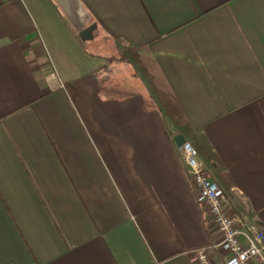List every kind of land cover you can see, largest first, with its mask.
<instances>
[{
  "label": "crops",
  "instance_id": "0c3cea01",
  "mask_svg": "<svg viewBox=\"0 0 264 264\" xmlns=\"http://www.w3.org/2000/svg\"><path fill=\"white\" fill-rule=\"evenodd\" d=\"M78 1L0 3V264H224L174 138L264 230V0Z\"/></svg>",
  "mask_w": 264,
  "mask_h": 264
},
{
  "label": "built area",
  "instance_id": "2783aa9c",
  "mask_svg": "<svg viewBox=\"0 0 264 264\" xmlns=\"http://www.w3.org/2000/svg\"><path fill=\"white\" fill-rule=\"evenodd\" d=\"M177 148L186 165L196 201L207 209L216 225L219 240L213 247H220L229 254L224 264H264V230L254 222H245L243 228L239 227L224 207L222 189L209 179L199 162L195 146L186 140ZM190 253L196 264H215L207 248H194Z\"/></svg>",
  "mask_w": 264,
  "mask_h": 264
},
{
  "label": "water",
  "instance_id": "95a60500",
  "mask_svg": "<svg viewBox=\"0 0 264 264\" xmlns=\"http://www.w3.org/2000/svg\"><path fill=\"white\" fill-rule=\"evenodd\" d=\"M61 8L63 9L64 13L74 26V28L78 32V36L82 41H86L87 39L91 38L90 33L96 27V24L93 23L89 26H85L84 18V11L82 8V4L78 0H56ZM175 142L177 145L182 144L186 141L184 136L178 134L175 136Z\"/></svg>",
  "mask_w": 264,
  "mask_h": 264
},
{
  "label": "rangeland",
  "instance_id": "374dc122",
  "mask_svg": "<svg viewBox=\"0 0 264 264\" xmlns=\"http://www.w3.org/2000/svg\"><path fill=\"white\" fill-rule=\"evenodd\" d=\"M94 38L91 41H88V43L86 44V48L90 53H99L107 58H114L116 59L118 62L115 63V66H118L117 69H126V67H123L119 62H121L122 55L120 53H118L114 47V42L105 34L101 33V32H94ZM98 64H107V67H111L110 63H108V61L103 60V59H99L98 60ZM115 71H117L115 69ZM118 74H120V72H118ZM122 74V73H121Z\"/></svg>",
  "mask_w": 264,
  "mask_h": 264
},
{
  "label": "trees",
  "instance_id": "16d2710c",
  "mask_svg": "<svg viewBox=\"0 0 264 264\" xmlns=\"http://www.w3.org/2000/svg\"><path fill=\"white\" fill-rule=\"evenodd\" d=\"M132 50H133V48H132Z\"/></svg>",
  "mask_w": 264,
  "mask_h": 264
}]
</instances>
